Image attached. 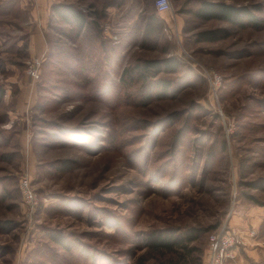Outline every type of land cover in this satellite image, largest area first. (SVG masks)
Returning <instances> with one entry per match:
<instances>
[{"label": "rangeland", "instance_id": "obj_1", "mask_svg": "<svg viewBox=\"0 0 264 264\" xmlns=\"http://www.w3.org/2000/svg\"><path fill=\"white\" fill-rule=\"evenodd\" d=\"M201 1L171 0L147 37L155 0H139L129 24L107 26L105 10L102 41L82 48L35 0H0V85L11 98L0 106V264H201L209 235L258 205L246 193L264 201L248 186L264 178V0H223L252 6L258 26L203 19ZM73 3L89 13L103 2ZM206 29L226 33L198 40ZM167 56L182 62L158 76L178 86L167 96L140 68L123 73ZM191 227L204 231L190 253L146 244Z\"/></svg>", "mask_w": 264, "mask_h": 264}, {"label": "trees", "instance_id": "obj_2", "mask_svg": "<svg viewBox=\"0 0 264 264\" xmlns=\"http://www.w3.org/2000/svg\"><path fill=\"white\" fill-rule=\"evenodd\" d=\"M115 0H105L103 2V6L101 8H97L95 4H91L92 10L89 13H86L80 6L72 3V2H62L57 3L52 6V15L57 16L60 22L68 24L75 36L80 39L83 45L95 44L98 41H102L99 35L101 34V21H99V17L102 18V12L105 11L104 7ZM148 16L147 27L144 33L147 36L153 35L155 32V25L157 24V18L160 19L161 16L157 13ZM196 14L206 20L217 19L228 21L233 24L239 26H245L246 24H251L254 26H258L261 22L260 18L255 14L254 8L247 4H237L231 3L223 0H202L200 6L196 9ZM90 16L93 17L90 18ZM161 20V19H160ZM159 21V20H158ZM226 32L224 29H206L198 32V40L204 41H216L222 37ZM49 57L52 56V52H50ZM51 61L48 60V65ZM53 64V63H50ZM182 65V62L174 56H167L163 58L156 59H145L141 60L136 67H127L124 69L125 74L132 72V70H137L140 68V78L147 79L149 76H152L155 79L154 86L158 91V97H164L169 95V93L177 88L172 86V82L169 79H165L162 77H158L161 72H177ZM132 69V70H131ZM6 87L4 85H0V106L4 103L6 97ZM42 102V103H41ZM46 101H38L36 104L37 109L45 110ZM8 114V112H7ZM5 117L2 114L0 120ZM5 157V156H4ZM9 160L8 158H6ZM68 163L61 164L59 166L60 169L66 170ZM248 186L251 188H259L264 190V178L258 181H252L248 183ZM248 197L253 203L264 205V201L257 198L255 195L251 193H246L245 195ZM11 225L10 222L6 223V226ZM204 229L200 227H191L185 232L179 233H160V232H151L149 233L146 244L149 247L154 249H164V248H173L174 246L181 245L183 249H185V254L190 253L194 248L189 247L191 242H194L199 237H201ZM54 240L63 246H69V242L67 241L65 235L62 233H55L52 235ZM138 264H149L144 262H139Z\"/></svg>", "mask_w": 264, "mask_h": 264}, {"label": "crops", "instance_id": "obj_3", "mask_svg": "<svg viewBox=\"0 0 264 264\" xmlns=\"http://www.w3.org/2000/svg\"><path fill=\"white\" fill-rule=\"evenodd\" d=\"M35 1L37 8L46 10V14H52V6L54 4L74 2V0ZM98 1L104 2L105 0ZM104 9L108 14L106 19L107 26L115 24H117L115 26H118L123 20H126L129 24L130 21L135 19V12L140 9L139 0H115L114 2L105 5ZM168 12L169 11L162 12L160 13V16L165 17ZM39 39V35L34 37V40L36 41ZM7 90L9 91V89ZM8 97L10 98L9 92H7V98ZM226 226L236 228L243 235H246L247 240V244L239 249L236 259L229 261L226 264H264V205H249L240 208L239 211L235 210L227 220ZM252 230L255 231V234L251 233Z\"/></svg>", "mask_w": 264, "mask_h": 264}, {"label": "built area", "instance_id": "obj_4", "mask_svg": "<svg viewBox=\"0 0 264 264\" xmlns=\"http://www.w3.org/2000/svg\"><path fill=\"white\" fill-rule=\"evenodd\" d=\"M155 8L159 13L170 11L171 0H155ZM34 77L39 75L38 69L33 67L30 71ZM220 75L214 74L213 80L217 83ZM21 188L26 195L27 203L35 207L38 199L28 177L21 180ZM255 234V231H251ZM206 257L201 264H225L227 260L235 259L239 249L247 244L246 235H243L234 227H223L209 235Z\"/></svg>", "mask_w": 264, "mask_h": 264}]
</instances>
